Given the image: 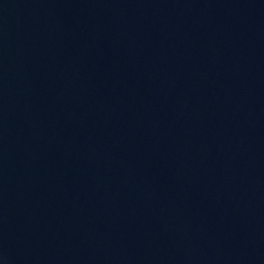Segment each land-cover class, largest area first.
Listing matches in <instances>:
<instances>
[{
  "label": "water",
  "instance_id": "water-1",
  "mask_svg": "<svg viewBox=\"0 0 264 264\" xmlns=\"http://www.w3.org/2000/svg\"><path fill=\"white\" fill-rule=\"evenodd\" d=\"M0 264H264V0H0Z\"/></svg>",
  "mask_w": 264,
  "mask_h": 264
}]
</instances>
